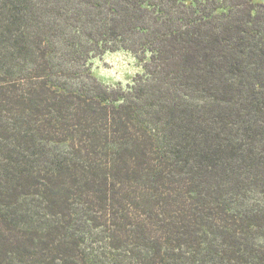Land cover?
Segmentation results:
<instances>
[{"label": "trees", "instance_id": "1", "mask_svg": "<svg viewBox=\"0 0 264 264\" xmlns=\"http://www.w3.org/2000/svg\"><path fill=\"white\" fill-rule=\"evenodd\" d=\"M0 264H264V0H0Z\"/></svg>", "mask_w": 264, "mask_h": 264}, {"label": "rangeland", "instance_id": "2", "mask_svg": "<svg viewBox=\"0 0 264 264\" xmlns=\"http://www.w3.org/2000/svg\"><path fill=\"white\" fill-rule=\"evenodd\" d=\"M91 72L105 86L126 89L144 73V63L128 51L107 52L91 60Z\"/></svg>", "mask_w": 264, "mask_h": 264}]
</instances>
